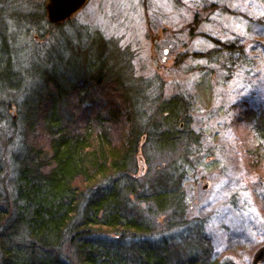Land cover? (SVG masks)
Here are the masks:
<instances>
[{
  "label": "trees",
  "instance_id": "1",
  "mask_svg": "<svg viewBox=\"0 0 264 264\" xmlns=\"http://www.w3.org/2000/svg\"><path fill=\"white\" fill-rule=\"evenodd\" d=\"M201 2L206 16L223 8ZM203 36L206 65H253L242 43ZM130 66L99 30L51 24L43 0H0V264H228L188 214L190 102ZM240 105L263 167L264 110Z\"/></svg>",
  "mask_w": 264,
  "mask_h": 264
},
{
  "label": "rangeland",
  "instance_id": "2",
  "mask_svg": "<svg viewBox=\"0 0 264 264\" xmlns=\"http://www.w3.org/2000/svg\"><path fill=\"white\" fill-rule=\"evenodd\" d=\"M214 1L223 8L206 16L196 8L201 0H87L71 19L99 30L127 55L135 77L162 85L164 99L187 96L189 126L200 136L197 168L183 187L189 217L204 220L219 261L264 264V253L255 261L264 251V160L263 167L251 164L256 121L240 105L250 99L264 110V25L255 21L264 20V0ZM197 11L203 19L190 35ZM205 34L242 43L253 65L228 71L206 65L193 56L211 47ZM259 143L264 147L263 138Z\"/></svg>",
  "mask_w": 264,
  "mask_h": 264
},
{
  "label": "water",
  "instance_id": "3",
  "mask_svg": "<svg viewBox=\"0 0 264 264\" xmlns=\"http://www.w3.org/2000/svg\"><path fill=\"white\" fill-rule=\"evenodd\" d=\"M87 0H48L45 5L46 18L53 24L57 25L66 21L77 12ZM264 251L260 250L255 261L260 260Z\"/></svg>",
  "mask_w": 264,
  "mask_h": 264
}]
</instances>
